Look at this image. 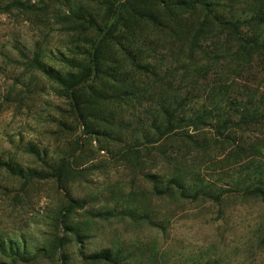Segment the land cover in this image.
<instances>
[{
	"label": "rangeland",
	"instance_id": "rangeland-1",
	"mask_svg": "<svg viewBox=\"0 0 264 264\" xmlns=\"http://www.w3.org/2000/svg\"><path fill=\"white\" fill-rule=\"evenodd\" d=\"M25 1L27 12L0 9V264H91L80 250L117 252L116 264H150L152 252L156 264H264V201L233 188L256 174L264 148L242 153L208 129L160 136L161 106L187 116L218 83L263 91L264 64L254 59L247 76L229 70L232 44L216 52L207 37L205 54L191 56L202 15H167L171 0ZM234 7L249 14L244 1ZM37 52L62 74L91 66L76 105L27 64ZM193 61L211 67L195 78ZM244 131L249 143L264 140V127ZM178 172L226 191L215 203L154 194L151 176L160 183ZM67 199L82 203L67 217L81 243L59 223Z\"/></svg>",
	"mask_w": 264,
	"mask_h": 264
},
{
	"label": "trees",
	"instance_id": "trees-1",
	"mask_svg": "<svg viewBox=\"0 0 264 264\" xmlns=\"http://www.w3.org/2000/svg\"><path fill=\"white\" fill-rule=\"evenodd\" d=\"M161 0H158L159 2ZM224 1V2H221ZM244 1L248 4L249 14L246 11L237 13V9L234 7L235 2ZM249 0H171V3L164 5L163 8H169V14L173 16L172 9H176L181 13L187 12L195 16L192 23L199 21L197 18L201 13L202 19L198 22L196 28L192 34V47L190 49L191 56L196 50L202 51L205 54L206 47H203L206 37L213 44L214 50L218 52L222 45H231L232 49V61L229 60L227 65L229 70H238L239 72L251 75L250 68L253 60L259 59L261 64H264V0H256L258 3H248ZM255 1V0H253ZM162 2V1H161ZM3 8L1 11L19 10L25 11L31 10L32 5L25 0H0V6ZM248 13V12H247ZM175 14V13H174ZM177 18L176 33L180 35V24H183L181 17ZM89 25H94L92 20H87ZM209 29V30H208ZM217 29L218 34H211L207 36L210 30ZM208 31V32H207ZM213 38H216L214 41ZM25 55V54H24ZM94 57H98L94 54ZM94 65H97L98 60ZM220 63V58L210 57V65L217 66ZM27 64L32 68L46 73L51 78L55 79L61 85H63L65 91L71 100L76 105V100L79 99L77 93L78 88L84 83L91 75V66L84 68L81 74L66 73L62 74L56 72L51 68H48L42 61L40 53L37 52L32 58L27 59ZM210 66V67H211ZM94 67V66H93ZM210 67L204 66V64H198L193 61L192 76L196 78L197 75L205 74L209 71ZM225 69H228L227 67ZM94 70V68H93ZM227 70H225L226 72ZM195 73V74H194ZM219 81L222 80L220 76L223 72L218 71ZM216 86V85H215ZM208 103L206 105H200L196 110L190 111L189 115H185V111L176 112V108H168L167 106H161L162 113V129L160 136H175V137H193L196 138L198 133L202 129H208L211 131L210 135L216 139L218 143L230 144L245 153L247 149H251L252 155L260 154L262 148H264V140H256L252 143L247 142L244 138V130L263 128L264 127V90L258 89L248 84H242L240 87L234 88V85H228L225 83H218L216 87H212L208 91ZM178 99H182L178 96ZM178 105H180L178 103ZM187 127L191 130V134L184 129ZM195 134V135H194ZM264 139V138H263ZM195 142L202 143L198 139ZM65 166V165H64ZM259 170L256 174H246L242 180L237 181L233 188L235 192H239L242 195H249L252 197H260L264 201V162L258 163ZM63 165L56 168L55 177L60 181L62 178ZM150 183L154 194L160 197H176L177 199H194L204 200L210 202H219L223 196V188H213L214 184L204 183L201 179H192L187 175L178 172L170 177L165 182H157L155 176L150 177ZM82 203L78 200L67 199L66 204L60 210L61 217L59 223L65 225V229L72 231L73 238L77 243H81L82 239L80 233L75 231L72 226H68V214L75 209L80 208ZM147 217V212L141 217ZM148 223L154 224L153 220H148ZM156 225V224H155ZM62 238H58L57 246L61 247ZM1 242L2 247L5 245ZM11 249V248H9ZM12 250V249H11ZM79 255L84 261L91 264H116L118 259L117 252L111 253L108 250H101L98 252L84 254L82 250L79 251ZM158 252H152L150 255V264H156L158 260ZM65 263V262H63ZM127 264V263H125ZM173 264H182L179 262H173ZM198 264V263H196Z\"/></svg>",
	"mask_w": 264,
	"mask_h": 264
}]
</instances>
